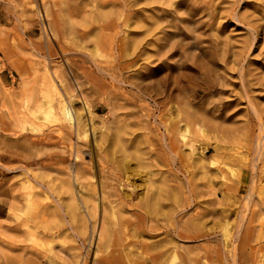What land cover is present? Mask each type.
Listing matches in <instances>:
<instances>
[{
  "label": "rangeland",
  "instance_id": "374dc122",
  "mask_svg": "<svg viewBox=\"0 0 264 264\" xmlns=\"http://www.w3.org/2000/svg\"><path fill=\"white\" fill-rule=\"evenodd\" d=\"M51 83L70 125L38 114ZM163 244L264 264V0H0V264Z\"/></svg>",
  "mask_w": 264,
  "mask_h": 264
},
{
  "label": "bare ground",
  "instance_id": "6f19581e",
  "mask_svg": "<svg viewBox=\"0 0 264 264\" xmlns=\"http://www.w3.org/2000/svg\"><path fill=\"white\" fill-rule=\"evenodd\" d=\"M139 48V47H138ZM246 58V57H245ZM51 86H50V89L48 90V92L46 93V97L44 98V101H43V103L38 107V110L37 111H39V115H41V117H42V120H44L43 118H45V119H59V120H61V121H67L68 123H69V125L72 123V113L70 112V108L68 107V105L65 103V101L57 94V91H56V88L54 87V85L52 86V83L50 84ZM70 98V97H69ZM76 113V112H75ZM77 114V113H76ZM75 117H77V116H74V118ZM80 118V117H79ZM78 118V119H79ZM77 119V127H79V125H80V119L78 120ZM40 120V119H39ZM64 123H66V122H64ZM197 124V123H196ZM72 126V125H71ZM197 126H198V124H197ZM39 127V126H38ZM33 128H34V126H33ZM185 128H187V127H185ZM35 129H37V128H35ZM77 129V128H76ZM120 130V129H119ZM178 130V129H177ZM120 132V131H119ZM178 132H180V133H182L181 131H178ZM184 132H185V130L183 131V134H181L183 137L185 136L184 135ZM78 133V132H77ZM117 133V132H116ZM186 135H187V133H186ZM85 137V136H84ZM186 137V136H185ZM184 137V138H185ZM121 144V143H120ZM169 147V149H171V150H173L172 149V143H170V145L168 146ZM98 151H99V149H98ZM138 153V152H137ZM78 154V153H77ZM99 156H101V155H99ZM78 157V156H77ZM101 158V157H100ZM99 158V159H100ZM102 158H103V156H102ZM106 158V157H105ZM116 159V158H115ZM101 160V159H100ZM105 161H106V159H104ZM122 161H123V159H122ZM121 161V162H122ZM101 162V161H100ZM112 162V161H111ZM120 162V163H121ZM102 163H103V161H102ZM112 163H114L115 164V162H112ZM123 165V164H122ZM111 166H112V164H111ZM124 166V165H123ZM114 167V166H113ZM123 169H124V167H123ZM125 169H126V167H125ZM102 172H104V171H102ZM119 171H117V173H118ZM124 172V171H123ZM28 174V173H27ZM78 174V173H77ZM79 175V174H78ZM112 176V175H111ZM114 177H113V179H118V180H121L120 178L121 177H119V175H117V174H115V175H113ZM75 177V176H74ZM81 177V176H80ZM110 177V176H109ZM166 181V180H165ZM106 182V181H105ZM25 183V182H24ZM123 185H128V184H123ZM29 187V186H28ZM124 188V187H123ZM129 190V189H128ZM31 191V190H30ZM45 191V190H44ZM213 191V190H212ZM33 192V191H32ZM31 192V193H32ZM104 192V191H103ZM111 193L110 194H113V195H115V196H117V198H120V196H121V192H120V190H119V188L118 189H115V190H113V192L112 191H110ZM131 193L129 194V196H132L133 194L132 193H134L135 191H134V189L132 188L131 189V191H130ZM107 193V192H106ZM123 194H124V191H123ZM122 194V195H123ZM30 195V194H29ZM59 195V194H58ZM108 195V194H107ZM127 195V194H126ZM143 195V194H142ZM31 196V195H30ZM161 196H162V194L161 193H159L157 190H148V192H147V194H146V196L145 197H143L144 199V202L143 203H141V204H139V203H134V204H136V206H142V207H145V208H147L148 210H152V208H154L153 206L154 205H159L160 204V198H161ZM104 197V196H103ZM47 198V197H46ZM89 198V197H88ZM124 198V197H123ZM71 199V198H70ZM96 199V198H95ZM71 200H73V199H71ZM83 204V203H82ZM35 205H37V204H35ZM65 205H67V204H65ZM78 205V204H77ZM120 205H121V203H120ZM162 205V204H161ZM14 206V205H13ZM71 206H73V205H71ZM104 206V205H103ZM35 207H37V206H35ZM39 207V206H38ZM67 207V206H66ZM69 207V206H68ZM81 207V206H80ZM85 207V206H84ZM12 208V207H11ZM45 208V207H44ZM54 208V207H53ZM56 208V207H55ZM83 208V207H82ZM123 208V207H122ZM164 208V207H163ZM8 209H10L9 207H8ZM13 209V208H12ZM39 209V208H38ZM70 209V208H69ZM164 210H165V208H164ZM10 211H11V209H10ZM44 211H46V210H44ZM86 211V210H85ZM39 213V212H38ZM55 214V213H54ZM89 216H90V211H89ZM87 215V214H86ZM105 213H104V209H103V214H102V220H101V226H100V230H99V235H98V239H97V242H96V252H98V251H106V250H109V249H107L108 247H110V246H112L114 243H113V240L111 241V239H110V235H111V232H110V230H109V228H110V225H109V228H108V226L107 225H104V224H106L105 223ZM88 216V215H87ZM109 220V219H108ZM151 220V219H150ZM84 221V220H83ZM25 223V222H24ZM23 223V224H24ZM107 223H108V221H107ZM201 223V222H200ZM46 224V223H45ZM109 224V223H108ZM111 224V223H110ZM82 225H83V223H82ZM84 225H86V223L84 222ZM112 225V224H111ZM124 225V224H123ZM132 225V224H131ZM214 225H215V223H214ZM130 227H132V226H130ZM83 228H85V226H83ZM187 228V227H186ZM125 230H126V228H124ZM150 230H153V231H155L156 230V228L155 227H151L150 228ZM113 231H115V230H113ZM136 231V230H135ZM187 231V230H186ZM36 232V231H35ZM130 232V231H129ZM166 232H168L167 230H166ZM113 233V232H112ZM137 233V232H136ZM35 233H33V234H31L32 236L34 235ZM124 234V233H123ZM67 235H69V234H67ZM114 235H116V234H114ZM178 235L180 236V237H186L187 235H186V233H184V232H178ZM123 236V235H122ZM31 237V236H30ZM131 237V236H130ZM113 238V237H112ZM127 239V238H126ZM125 239V240H126ZM28 240V239H27ZM35 240V239H34ZM129 240H130V238H129ZM131 241V240H130ZM10 242V241H9ZM129 242V241H128ZM47 244V243H46ZM134 244V243H133ZM123 245V244H122ZM138 245V244H137ZM50 246V245H49ZM132 246V245H131ZM134 246V245H133ZM116 247V246H115ZM192 247V246H191ZM4 248V247H3ZM50 248V247H49ZM127 248V247H126ZM130 248V247H129ZM145 248V247H144ZM175 249H176V247H171V245L170 246H168V245H166V244H163V246H162V248L161 249H159V250H156V251H153L152 253H149L148 255H147V257H145V262H147V264H193L192 262L194 261V259H191L190 257H188V256H180V257H178V260H176V254H175ZM140 250V249H139ZM190 250V249H189ZM1 253V252H0ZM4 253V252H3ZM106 253H108V254H106V255H101L100 256V259L97 261V264H104L105 262H107V260H108V256H110V252H106ZM171 253H173L172 254V258H170L169 259V257H170V255H171ZM127 254V253H126ZM125 255V254H124ZM127 256V255H126ZM126 256H125V258H126ZM2 257H3V255H2ZM123 257V256H122ZM128 257V256H127ZM136 257V256H135ZM144 257L141 259V260H144ZM129 258V257H128ZM131 258V257H130ZM98 259V258H97ZM127 259V258H126ZM186 259H187V262L188 263H186L185 261H186ZM5 261V260H4ZM96 261V260H95ZM140 261V260H139ZM10 262V261H9ZM6 263V262H5ZM16 263V262H15ZM27 263V262H26ZM86 263V262H85ZM96 263V262H95ZM137 263L139 264L140 262H138L137 261ZM142 263V262H141ZM140 263V264H141ZM13 264V263H12ZM72 264V263H71ZM79 264H80V262H79ZM93 264V263H92Z\"/></svg>",
  "mask_w": 264,
  "mask_h": 264
}]
</instances>
